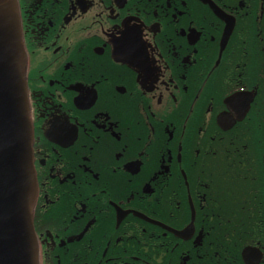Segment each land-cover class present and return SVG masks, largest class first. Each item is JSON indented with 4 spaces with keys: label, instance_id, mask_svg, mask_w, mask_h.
Returning a JSON list of instances; mask_svg holds the SVG:
<instances>
[{
    "label": "flooded vegetation",
    "instance_id": "1",
    "mask_svg": "<svg viewBox=\"0 0 264 264\" xmlns=\"http://www.w3.org/2000/svg\"><path fill=\"white\" fill-rule=\"evenodd\" d=\"M38 264H264V0H17Z\"/></svg>",
    "mask_w": 264,
    "mask_h": 264
},
{
    "label": "water",
    "instance_id": "2",
    "mask_svg": "<svg viewBox=\"0 0 264 264\" xmlns=\"http://www.w3.org/2000/svg\"><path fill=\"white\" fill-rule=\"evenodd\" d=\"M27 96L17 0H0V264H38Z\"/></svg>",
    "mask_w": 264,
    "mask_h": 264
}]
</instances>
